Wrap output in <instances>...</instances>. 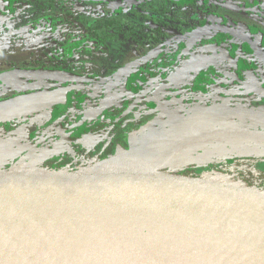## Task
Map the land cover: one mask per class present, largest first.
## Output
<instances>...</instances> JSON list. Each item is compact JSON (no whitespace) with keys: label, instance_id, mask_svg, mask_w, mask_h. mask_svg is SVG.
<instances>
[{"label":"water","instance_id":"1","mask_svg":"<svg viewBox=\"0 0 264 264\" xmlns=\"http://www.w3.org/2000/svg\"><path fill=\"white\" fill-rule=\"evenodd\" d=\"M214 29L236 39L238 45L246 42L264 61L262 49L244 32L225 25ZM211 37L201 32L196 42ZM192 46L186 40L173 68ZM112 61L104 71L113 70ZM13 79L63 85L0 100V123L68 104V85L90 80L56 69L0 73L3 84ZM239 105H209L205 111L197 107L191 114L167 111L153 122L165 129L163 133L175 130L178 119L202 121V111L211 124L205 131L181 136L165 134L140 143L131 139L135 145L129 150L95 164L63 171L21 167L0 172V264H264V190L229 178L222 182L210 175L157 170L174 154L194 146L244 143L259 146L253 155L264 157V129L225 127L242 114ZM233 152L230 148L207 151L202 160L249 156ZM136 154V159H127ZM153 155L151 167L143 169L141 163ZM200 155L192 159L201 160ZM184 163L178 160V165Z\"/></svg>","mask_w":264,"mask_h":264},{"label":"rangeland","instance_id":"2","mask_svg":"<svg viewBox=\"0 0 264 264\" xmlns=\"http://www.w3.org/2000/svg\"><path fill=\"white\" fill-rule=\"evenodd\" d=\"M60 4L63 7L60 8L59 3L54 5L49 0H27L23 4H20L18 10L12 14V20L17 21L19 25L21 24V28L14 32V36L11 39L8 34L5 32L0 31V58L4 60V62L11 61L12 64L21 65V64H34L37 59H39V53L43 47V45H47V50H58V52L62 51L66 53V60H74L71 63L77 65V69H81V67L85 63H81L79 61H83L78 59L79 53L74 48H71L73 44L74 37L79 35L83 38H95L96 36L101 35L102 32V22L108 17L114 18L119 17L120 15L127 16L131 20L140 19L141 16H136L135 14L143 8V13H145L146 18L150 20V22L146 19L144 21L145 25L143 26V30L145 31H154V27L159 25L158 32L152 33L155 36L156 40L153 41V44L157 43L158 50L164 54H167L168 57H171L173 54L174 56H179V53L182 52L184 46L186 44V40L182 41L179 40V36L183 34V32L187 31L194 23H198V25H204L206 23L214 22V15L211 18L209 14H216L213 13L207 6H204L201 3V0H114V1H107L105 3L100 4H88L83 2L82 0H59ZM207 5L210 6H218V10L222 12V16L220 19H224L223 15L227 17L230 21L235 20L234 22H238L236 19H241L244 16V13L241 11L242 7H247L248 4L244 3L242 0H202ZM264 0H250V5L257 6V3H262ZM154 3L157 9L164 8V12L162 11H154V7L152 6L151 9H147L150 6L144 7L148 3ZM233 5L232 9H229L227 6ZM192 6V7H190ZM56 7V8H55ZM192 8V9H191ZM213 7H211L212 9ZM228 9V10H226ZM246 9H244L245 11ZM190 13V14H189ZM84 14V15H83ZM52 15H62L67 16L68 21L70 22L69 26L60 27V29H56V31L52 29H46V22L49 21ZM87 16V17H86ZM86 17L88 22L85 24L82 22V18ZM121 17V16H120ZM122 19V18H120ZM185 19V20H184ZM123 20V19H122ZM141 20V19H140ZM182 21L186 22V25L183 27ZM256 21V20H254ZM148 22V23H147ZM133 23V22H132ZM232 23V24H233ZM251 20H240L238 23H234L237 28L243 29L244 31L252 32L249 29L251 26ZM113 25H115L113 20ZM184 24V23H183ZM57 26V23L55 24ZM123 31H129L133 28L129 27L130 25L127 24H119ZM197 25V24H196ZM50 26V25H48ZM256 26V25H255ZM51 27V26H50ZM77 27V28H76ZM116 28V27H115ZM114 27H110L109 31L111 34L115 35V44H113L110 48L112 52L111 54L113 61L111 63V68L116 70L117 67H121L122 69L117 73L113 74L112 79L116 81V84H120L121 80H125L132 71V69L136 66V64L131 63H124V49L125 48H118L119 42L122 43H129V40H125L121 35L116 33V29ZM185 29V31H183ZM257 28V27H256ZM138 29V28H137ZM71 30H74V34L70 37ZM136 29H134L135 32ZM140 32L137 30V33ZM178 35H175L178 33ZM107 31L105 30L103 35H107ZM76 34V35H75ZM75 35V36H74ZM77 37V36H76ZM74 41H73V40ZM13 41V46L10 44ZM79 40V39H78ZM77 40V41H78ZM119 42H118V41ZM127 41V42H126ZM76 43V42H75ZM148 45V42H146ZM108 44H112L108 42ZM155 45V46H156ZM118 46V47H116ZM154 46V45H153ZM105 47V46H104ZM116 47V48H113ZM149 47V46H148ZM145 47V48H148ZM108 49V48H107ZM140 49V48H138ZM158 51V52H159ZM18 52L23 54L22 57L18 56ZM211 52L213 53V57L211 60L217 62V65L212 63L216 66L218 70L221 72H227L230 69V66L233 65V68L237 69L238 66V54L240 52L239 48L232 44V41L225 40L223 38H214L209 42V44H197L187 49V56L183 60L186 63L189 59L194 64L193 68L189 65H184V63L180 64L175 70V73H172L171 77H169V83L178 85L184 84L181 80H186L190 77V74H195L196 71L206 70L205 65L210 64V62L205 61L203 63L204 54ZM97 54V55H96ZM96 55L93 57H88L84 59L86 62H90V65L93 68H105L108 67L109 64V53L98 52L95 53ZM5 59H8L7 61ZM175 56V59H177ZM42 57V56H41ZM194 57V58H193ZM77 58V60H75ZM93 58V59H92ZM10 59V60H9ZM164 59V57H162ZM93 63V64H92ZM220 63H223L221 65ZM7 65V64H6ZM6 65L3 66V63L0 62V71L6 68ZM89 66V65H88ZM90 66L91 70L92 67ZM182 66V67H180ZM226 66V67H225ZM84 67V66H83ZM91 70L83 69V74L88 73ZM94 71L92 70V73ZM245 72V71H244ZM97 73V72H96ZM247 78L252 79V75L247 73ZM13 85V86H12ZM51 85L50 82H22L20 80L14 81L10 87L4 88L5 90L0 91V99L8 96H15L20 95L24 92L37 90L38 88H46ZM80 86V85H76ZM119 86V94L122 93L124 89V85ZM75 88V86H71V89ZM80 88V87H79ZM163 88V87H161ZM157 88H155L151 93H149L147 100L141 102L143 105L148 104L151 100H154L155 93ZM118 91V90H117ZM254 92H258L260 97L258 98L257 102H253L252 105H239L238 109H241L242 114L238 117H235L234 121H229L228 125L236 128H246V129H264V86L261 82H256V86L253 88ZM117 94V93H116ZM89 97V96H88ZM111 97V96H110ZM115 97V96H114ZM226 97H233L232 95H228ZM120 98V97H119ZM239 98V97H234ZM121 99V98H120ZM241 99V98H240ZM92 100V99H91ZM109 99H105V103H99L96 106L87 107V110L82 112L83 118H89L92 114L99 113L103 109H106L109 102ZM93 101V100H92ZM100 101V100H99ZM107 106L105 107V105ZM81 106V109L84 110ZM164 108L165 105H162ZM157 108V107H156ZM156 108L150 112L138 115L137 119H132L126 123V125L121 126V130L119 126L111 127V136L116 137L119 141H124L127 144L128 136L127 131H129L135 125L139 126V123L142 122L140 127H137L133 131L130 132L132 135L131 138L136 137V143H139L143 140L149 141L154 138L165 137H175L181 136L183 134L189 133V131H194L193 126H203L211 123H207L204 118H207L209 115L203 114L202 121H188V120H176V127L175 130L172 132L162 131L160 124L153 123L157 121L159 118L164 117V114H156ZM160 108V107H159ZM63 109V108H62ZM80 109V110H81ZM61 111L60 107L49 109L37 114L34 118H30L27 120H21L16 122V130L10 134L7 138H2V133H0V148L4 147L8 150L0 153V172L7 171V170H15L19 168H31L35 170H55V171H63L66 169H72L70 162H72L73 158H77L80 152V149H86L88 147L84 141H79V136H72V135H60L56 140L51 142L48 145H37L35 149L33 148H22L25 150L22 154H17L16 157L14 156V152L17 149L16 144L19 141L24 140L25 138L29 137L34 130L38 129L40 124L51 120L58 112ZM104 111V110H103ZM155 111V112H154ZM69 112V111H68ZM69 119L66 117L64 125L62 128L71 127V119L74 118V114L71 112L69 114ZM163 115V116H162ZM66 116V115H64ZM63 116V117H64ZM61 117V119H63ZM181 118V117H179ZM200 119V117H199ZM188 121V122H187ZM210 121H213L210 119ZM153 123V124H152ZM147 124V125H146ZM218 124V123H215ZM56 125V124H55ZM130 125V126H129ZM214 125V123H213ZM61 125L57 124L54 126L52 130L49 131L48 126L46 127L49 132H55L58 128V132L62 131L60 129ZM129 127V128H128ZM131 127V128H130ZM172 130V129H169ZM98 139L97 137H93V140ZM92 140V139H91ZM18 141V143L16 142ZM116 143L120 145L121 148L119 150L114 151L108 157L115 156L120 154L125 150H129L133 144L122 145L120 142ZM16 143V144H15ZM16 145V147L14 146ZM229 144H232L228 147ZM211 147V148H209ZM194 146L183 152H178L174 154L170 159H168L162 166L157 168L160 172H174L179 174H186V175H193V176H202V175H210L214 177H219V180L222 182H228L229 178L235 183L243 184L247 186L256 187L260 190H264V183H260L259 179H254V183H259L260 186L252 185L250 180H252L251 175H258L260 172H264V158L262 160H254L249 159L250 156H257L253 155L254 153H258L259 146L253 147L247 146L244 143H222L217 146ZM228 148L233 149V154H249L247 155H239L244 156L246 158L238 161L233 160H206L203 161V154L207 151H227ZM91 150H95V148H91ZM1 151V150H0ZM5 153V154H4ZM201 154L199 158L201 160L194 161L192 158ZM107 157V158H108ZM137 154L131 157H127V159H136ZM106 159V158H105ZM185 160L184 164L178 165V160ZM101 160V159H100ZM99 159L92 161L87 164H81L79 166H85L88 164H95ZM182 162V161H181ZM238 162L240 164H238ZM78 167V166H77ZM76 168V166H75ZM251 177V178H250ZM254 178V177H253Z\"/></svg>","mask_w":264,"mask_h":264},{"label":"flooded vegetation","instance_id":"3","mask_svg":"<svg viewBox=\"0 0 264 264\" xmlns=\"http://www.w3.org/2000/svg\"><path fill=\"white\" fill-rule=\"evenodd\" d=\"M27 0H0V31L5 32L10 36L12 39L14 36V32L21 28V24L17 21L12 20V14H14L20 4H23ZM54 5H57L56 2L59 3L60 8L63 7L60 4L59 0H49ZM83 2L88 4H100L105 3L107 1H114V0H101V1H92V0H82ZM244 3L248 4L247 7H242L241 11L244 13V16L241 19H236L238 22L240 20H251V26L249 29L252 32H246L243 29L237 28L234 23L235 20H229L227 17L224 19H220L219 17L222 16V12L218 10V6H210L207 5L204 1L201 0L204 6H207L213 13L216 14H209L211 18L214 15V22L206 23L204 25H198V23L194 24L187 30L184 28L183 34L179 36V38H187L188 42L193 44V46L197 44H209L212 39H220L223 38L225 40L232 41V44L236 45L240 52L238 54V66L237 69L233 68V65L230 66V70L227 72H221L216 68L217 62L211 60L213 57V53L208 52L204 54L203 63L205 61L210 62L205 66L206 70L196 71L195 74H190V77L186 80H181L184 84H178L177 86L169 83V77H171L172 73H175V68L173 65L175 64V56L171 55L168 57L167 54L162 53L158 50L157 43L153 44V41L156 40L154 33L158 32L159 25L154 27V31H145L143 30V26L145 25L144 21L147 19L149 22L150 20L145 16L143 13V8L138 11L135 15L141 16L140 19H135L130 21V18L124 15H120L119 17H108L102 22V32L101 35L96 36L95 38H83L79 35H74V42L71 45V48L77 50L79 53L78 59L83 60L81 63H85L81 69H77V65L71 63L74 60H66V53L62 51L58 52L59 49L55 50H47V45H43L40 53L39 59H37L34 64H21L15 65L12 64L11 61L4 62L2 58H0V62L3 63V66L6 64V68L1 70V72H6L8 70L16 69V68H35V69H56L67 71L76 74H82L88 78H90L88 83H71L68 86H75V88L71 89V102L61 106V111L58 112L51 120L40 124L38 129L34 130L29 137L25 138L22 141H16L18 144L17 149L14 152V156L16 157L17 154H22L25 152L22 148H33L35 149L38 147L37 145H48L54 140H56L60 135H72V136H79V141H84L85 144L88 145L86 149H80L79 155L77 158H73L71 167L79 166L81 164H87L97 159H105L114 151L119 150L120 145H117L119 139L114 136H111V130L113 127L126 125V123L130 120L137 119L138 115L145 113L152 112L156 107V114H164L167 111L172 114H191L193 110L197 107L200 109H204L205 111L209 105L221 106L223 103H227L228 106L232 105H252L253 102H257L258 98L262 99L258 92L252 91L253 88L256 86V82H261L264 86V61L261 58L257 57L253 50L249 47L246 42H243L241 45L237 44V40H231V36L219 32L215 30L216 25H225L229 27H234L235 29L244 32L247 34L263 51L264 53V1L262 3H257V6H251L250 0H242ZM148 7L147 9H151L152 6L154 7V11H162L164 12V8L157 9L154 3H148L144 7ZM58 7V5L56 6ZM55 7V8H56ZM192 7V6H190ZM211 7H213L211 9ZM229 9H232L233 5L227 6ZM192 9V8H191ZM244 9H246L244 11ZM228 10V9H226ZM190 14V13H189ZM84 15V14H83ZM87 17V16H86ZM86 17L82 18L83 23H87L88 19ZM122 18V19H120ZM113 20L115 25H113ZM185 20V19H184ZM256 20V21H254ZM133 22V23H132ZM146 22V21H145ZM57 23V26L55 25ZM148 23V22H147ZM184 23V24H183ZM233 23V24H232ZM46 29H52L56 31V29H60V27L69 26L70 22L68 21L67 16L62 15H52L49 21L46 22ZM119 24H127L130 25L129 27L133 28L129 31H123ZM182 26L186 25V22L182 21ZM50 25V26H48ZM64 25V26H63ZM256 25V26H255ZM110 27H116L115 31L118 35H121L125 40H129V43H122L118 40V48H125L124 49V63H131L136 64V66L132 69L130 74H128L125 80H121L120 84H116V81L112 79L113 74L120 71L122 68L117 67L116 70H105L102 74L104 78H98L95 75L96 79L94 80V75H92V70L90 68V62H86L84 59L88 57H95V53L104 52L109 53V59H112V52L111 46L115 44V35L111 34L109 29ZM257 27V28H256ZM77 28V27H76ZM138 28V29H137ZM134 29L135 32H134ZM107 31V35H103L104 31ZM137 30L140 32L137 33ZM74 30H71L70 37ZM201 32L207 35H211V39L202 38L201 43L196 42L201 35ZM153 33V34H152ZM176 33L175 35H178ZM79 39V40H78ZM78 40V41H77ZM10 41V40H8ZM239 41V40H238ZM76 42V43H75ZM111 42L112 44H108ZM127 42V41H126ZM148 42V45L147 43ZM11 46H13V41H10ZM154 45V46H153ZM156 45V46H155ZM105 46V47H104ZM149 46V47H148ZM192 46V47H193ZM113 47V48H116ZM148 47V48H145ZM108 48V49H107ZM140 48V49H138ZM184 50V49H183ZM159 51V52H158ZM184 52V51H182ZM66 54V55H65ZM182 53H179V56ZM23 54L18 52V56L20 58ZM42 56V57H41ZM3 57V56H2ZM164 57V59H162ZM181 57V56H180ZM176 57V58H180ZM4 58V57H3ZM92 58V59H93ZM194 58V57H193ZM5 59V58H4ZM181 59V58H180ZM6 61L8 59H5ZM10 60V59H9ZM77 60V58L75 59ZM184 63H177V67L180 64ZM214 63L215 65H213ZM93 64V63H92ZM195 63L193 61H187L184 65L187 67L190 65L193 68ZM223 65V63H220ZM89 65V66H88ZM93 66V65H92ZM91 66V67H92ZM224 66V65H223ZM176 67V68H177ZM182 67V66H180ZM226 67V66H225ZM91 70L86 74H83V69ZM245 71V72H244ZM247 73L252 75V79L247 78ZM22 81L25 82V79H13L5 84L0 82V91L5 90L4 88H8L14 81ZM30 82V81H27ZM37 83V82H34ZM51 85L46 88H53L56 86L63 85L62 83L57 82H50ZM76 85H80L77 86ZM124 85V91L122 93H118L119 86ZM13 86V85H12ZM80 87V88H79ZM163 87V88H161ZM155 88H157L154 100H150L148 104H142L141 102L146 101L149 93H151ZM224 89H231V91H235L234 93H223ZM38 89H45V88H38ZM118 90V91H117ZM25 93V92H24ZM117 93V94H116ZM142 93L145 95L142 97ZM247 93V94H242ZM228 95H232L233 97H226ZM89 96V97H88ZM111 96V97H110ZM115 96V97H114ZM12 96L4 97L2 99L10 98ZM121 99H120V98ZM239 97V98H234ZM241 98V99H240ZM0 99V100H2ZM93 101H92V100ZM105 99H109L108 106L105 109L101 110L99 113L92 114L89 118L84 119L82 112L87 110V107H91V105L96 106L100 102L105 103ZM100 100V101H99ZM145 103V102H144ZM254 104V103H253ZM88 105V106H87ZM162 105H165L163 108ZM81 106L84 110L81 109ZM87 106V107H86ZM58 106L54 107L57 108ZM160 107V108H159ZM51 108V109H54ZM63 108V109H62ZM81 109V110H80ZM49 110V109H48ZM104 110V111H103ZM46 111V110H44ZM69 111V112H68ZM43 112V111H42ZM74 114V118L71 119V127L62 128L67 116L69 117V113ZM41 113V112H39ZM38 113V114H39ZM37 115V114H36ZM36 115L21 119L27 120L30 118H34ZM66 115V116H64ZM64 116V117H63ZM163 116V115H162ZM176 116V115H175ZM63 117V119H61ZM67 117V118H68ZM69 119V118H68ZM21 120H15L11 122H4L0 123V133H2V138H7L13 133L17 128L16 122ZM234 121V120H233ZM158 123V122H157ZM57 124L61 125L60 129L62 131L58 132V128L55 129V132H49L56 126ZM142 122L135 127H130L131 129L127 131L128 138L127 144H130L131 141H135L136 137L131 138L132 135L130 134L131 131L140 127ZM49 131L47 130V127ZM113 126V127H112ZM130 126V125H129ZM112 127V128H111ZM194 131H205L208 128L207 125L203 126H193ZM225 127H232L228 125ZM129 128V127H128ZM234 128V127H233ZM121 130V129H120ZM194 131H189L192 133ZM93 137H97L98 139L93 140ZM92 139V140H91ZM132 139V140H131ZM122 145H126L125 140L119 141ZM14 146L16 147V145ZM91 148H95V150H91ZM0 153L8 150L7 148L3 147L0 148ZM5 154V153H4ZM261 173V172H260ZM253 176V175H252Z\"/></svg>","mask_w":264,"mask_h":264},{"label":"trees","instance_id":"4","mask_svg":"<svg viewBox=\"0 0 264 264\" xmlns=\"http://www.w3.org/2000/svg\"><path fill=\"white\" fill-rule=\"evenodd\" d=\"M214 155V154H213ZM210 158H212V159H217V157L216 156H209ZM206 158V157H205ZM244 158H246V157H243V156H240V157H232V158H227L228 160H235V161H238V160H242V159H244ZM264 157H255V156H250V158L249 159H254V160H262ZM238 164H240L239 162H238ZM252 177V178H251ZM251 179L252 180H250L249 182H251V184L252 185H256V186H260L259 185V183H254L253 182V180L254 179H259L260 181V183H264V172H261V173H259L258 175H251ZM254 177V178H253Z\"/></svg>","mask_w":264,"mask_h":264},{"label":"bare ground","instance_id":"5","mask_svg":"<svg viewBox=\"0 0 264 264\" xmlns=\"http://www.w3.org/2000/svg\"><path fill=\"white\" fill-rule=\"evenodd\" d=\"M154 160H155V155L149 157L144 162H142L141 163V166L143 167V169L148 170L151 167V165H152V163H153Z\"/></svg>","mask_w":264,"mask_h":264},{"label":"crops","instance_id":"6","mask_svg":"<svg viewBox=\"0 0 264 264\" xmlns=\"http://www.w3.org/2000/svg\"><path fill=\"white\" fill-rule=\"evenodd\" d=\"M92 69H93V71H94L93 74H92V75H94V77H95V75H96V72H97V73L100 72V71H101V72H104V69H103V68H100V67H99V68H96V69L92 67ZM102 78H104V75H102Z\"/></svg>","mask_w":264,"mask_h":264}]
</instances>
